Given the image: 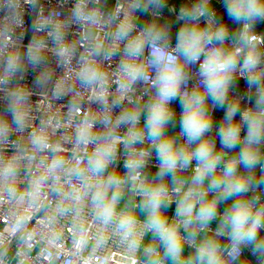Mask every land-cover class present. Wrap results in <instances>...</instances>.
Segmentation results:
<instances>
[{"label": "clouds", "instance_id": "obj_1", "mask_svg": "<svg viewBox=\"0 0 264 264\" xmlns=\"http://www.w3.org/2000/svg\"><path fill=\"white\" fill-rule=\"evenodd\" d=\"M23 3L35 9L39 0ZM6 5L10 14L0 30V93L6 100L0 113V203L14 211L0 231V264H27L37 244L62 247L66 223L73 228L69 256L76 261L100 264V254L114 244L131 264H248L241 256L251 246L264 264V202L259 191L264 185V33L256 31L257 22L264 21V0H224L229 18L239 25L231 35L217 20L211 0L181 6L177 20L184 23L175 47L170 25L136 24L137 12L158 16L153 9L164 7V0H117L107 13L103 0H76L64 18L55 11L45 15L40 7L34 35L23 52V33L13 39L15 27H23L21 0ZM73 24L81 28L78 40L67 38ZM121 44L113 91L104 64H110ZM78 47L83 51L73 66ZM48 52L67 75L45 98L50 104L68 93L74 98L65 120L46 116L36 124L32 91L21 82L29 65L42 66L37 85L52 80ZM197 62L199 80L188 90L189 68ZM237 75L246 79L247 98L252 100L253 90L255 95L254 105L243 111L242 98L229 100ZM68 78L73 83L66 85ZM141 82L155 90L144 102L135 95ZM177 98L184 143L167 133L168 125L174 126L170 105ZM209 99L211 108H226L216 133L219 151L209 135ZM125 101L128 106L122 107ZM92 104L99 110L93 111ZM116 108L122 110L113 117ZM121 126H126L123 134ZM13 135L17 138L11 139ZM121 145L128 157L123 175L115 170ZM238 145L239 151L229 155ZM153 151L158 171L149 177L145 169ZM37 156L43 159L34 166ZM241 165L244 173L238 170ZM189 168L191 174L183 175ZM228 201L221 214L219 206ZM173 202L175 212L169 219L165 211ZM185 246L191 249L187 256ZM71 258L67 264H73Z\"/></svg>", "mask_w": 264, "mask_h": 264}, {"label": "built area", "instance_id": "obj_2", "mask_svg": "<svg viewBox=\"0 0 264 264\" xmlns=\"http://www.w3.org/2000/svg\"><path fill=\"white\" fill-rule=\"evenodd\" d=\"M166 0H164L165 2ZM8 0H0V30L3 29L6 21L4 20L6 15L10 14V10L7 7L6 3ZM188 5L195 3L196 0H184ZM76 3V0H39L38 8H37V13L35 20L37 19L39 8L43 7L44 9V14L47 15L51 11L59 12L61 14V18L67 17L70 15L72 8L74 7ZM117 3V0H103V5H104V11L107 13L109 11L114 10V7ZM211 3L214 5L212 10L216 13V17L218 16L219 11L224 10L227 11L224 7V0H211ZM175 9V11H170V9ZM180 7L173 5V4H165L164 7L159 8V9H153V11H158L159 15L155 16L152 14V11L150 12H137V20L136 24L138 27L144 26L146 24L152 23V22H158V21H163V22H176L179 24L183 25V21L177 20V15L179 13ZM34 8L24 4L23 0H21V14H22V19H23V27H15L14 29V36L13 39L16 37H19L21 33H23V40H22V48L21 51H25L27 45L31 41L34 32L33 28L30 33L29 39L27 40L28 34H29V29H30V22L32 18ZM218 20V17H217ZM201 26H203V18L201 20ZM81 31V28L73 24L71 28L68 30V39L69 40H78L79 37V32ZM102 35V33H101ZM231 35V31H230ZM3 38L0 37V40ZM170 43L172 47H175L177 43V37L170 36ZM52 42L49 40V47L51 48ZM122 49H123V44L120 45V51L114 55L112 61L110 62H105L104 66L106 70L110 74V80H109V87L114 91L115 89V83H116V75L114 73L119 60L122 55ZM82 48H77V52L73 58L72 64L73 66L77 65L78 62V57L80 52H82ZM148 49L145 50V54L147 55ZM203 57H201L202 62ZM197 62L195 65L190 66L189 68V74L191 76V79L188 82V90H191L194 85L199 80L198 76V69H199V63ZM47 63L49 68L53 70V76L52 80L48 82L46 86H39L36 84V79L40 75V72L42 71V66L33 68L32 66H28L26 69V72L24 74V80L21 82L25 86H27L31 91H32V96L30 97L31 103H32V115H33V123L38 124L39 119L46 117V116H52L54 119H60V120H65L66 119V112H67V105L70 103V101L74 98L73 93H68L62 97L60 100H55L51 104L49 103V100L45 98L44 93H48V95H51V90L55 85V82L59 78H64L66 77L67 73L65 72V69L63 67H60L57 65L56 62V57L53 53L48 52L47 53ZM153 76L155 75L154 71L151 73ZM73 81L68 78L65 79V84H71ZM78 87V86H77ZM147 89V91H145ZM184 89L182 88V91ZM154 89H151L149 86L144 85L142 82L138 83L136 85V96L137 97H143V101H146L148 98L149 94L154 93ZM254 92V90H253ZM249 93V87L246 82V79L243 77H240L237 75V78L235 80V83L232 87V89L229 92V100L232 99H240V104H241V111H243L246 108L252 107V100H249L247 98V94ZM210 105V110L212 113L213 117V130L211 133H217L218 131V125L215 123V115L218 107L211 108V100L209 99L208 101ZM180 104L179 98L173 100L171 102L170 107L173 109L175 116L174 119L179 120L181 118V113H182V107L180 106L179 108L176 107V105ZM6 105V100L4 98V94L0 93V113L1 110L5 107ZM127 102H124V105L122 107H127ZM84 107L88 108L89 105L87 102H84ZM93 111L99 110V105L92 104L90 106ZM122 110V108H116L113 110V117L119 114V112ZM240 118V117H239ZM144 116L141 117V124H143ZM69 131H70V126ZM98 130L100 126H97ZM121 134H123L126 131V126H121L120 130ZM180 129L176 131L175 136L178 137V142L179 143H184L185 139L184 137L179 136ZM246 135V126L242 127L241 130V138H243ZM16 135H13L11 139H16ZM60 139L59 136L53 137V140H58ZM70 147V145H66ZM229 151V150H226ZM236 149L231 150L229 153H235ZM262 151H264V148H262ZM8 155L11 154V149L8 150L6 153ZM127 155L125 153L123 145L120 146L118 150V155H117V165L115 166V170L120 174L123 175L125 172V169L123 167L125 160L127 159ZM43 159L42 156H37L35 161H34V166L35 164H38L39 161ZM159 160L157 159V154L155 151L152 152L151 157L148 161V166L145 169L148 170L150 168H158ZM196 165V161H192V167L194 168ZM111 170V169H110ZM189 172L192 171V168H189ZM259 191L262 194V202H264V188H259ZM175 203V202H173ZM14 209L11 208L10 205L7 203H0V231L3 230V220L7 217L10 218ZM222 214V213H221ZM86 227H89V232L94 233L95 229L86 225ZM215 229V228H213ZM62 231L64 233V239L62 242V247L60 248H48L44 249L42 245L37 244L36 248L33 250L32 256L28 259L27 264H67L68 260L71 258L69 256V253L72 251V246H71V236H72V225L70 223H66L62 226ZM245 251H247L249 254H251L257 264H259L258 258L256 255H253L251 246L245 247L242 252L241 258L244 256ZM73 264H96L95 260H88V261H76L74 258H71ZM239 261L236 262V264ZM100 264H131V259L124 253L123 249L117 247L116 245H111L109 248L105 249L101 254H100Z\"/></svg>", "mask_w": 264, "mask_h": 264}, {"label": "crops", "instance_id": "obj_3", "mask_svg": "<svg viewBox=\"0 0 264 264\" xmlns=\"http://www.w3.org/2000/svg\"><path fill=\"white\" fill-rule=\"evenodd\" d=\"M164 3L165 4H173V5H176L178 7L188 5L186 2H184V0H166ZM211 7L212 8L214 7V5L212 3H211ZM217 17H218V21L219 22L224 23V24H226L228 26L229 30L231 31V34L233 32H235L237 30V28L239 27V25H237L234 21H232L229 18L227 11H224V10L219 11ZM156 23L161 24V25H164V24L170 25L169 35L170 36H173V37H177V33L179 32L180 28L182 27V24H179V23H176V22H163V21H158ZM256 31L259 32V33H264V21H258L257 22V24H256ZM252 99H253V102H252V106H253L254 105V102H255L254 92H253V98ZM180 106H181V104L176 105V107H178V108ZM225 110H226V108H221V107H218L217 108L216 115H215V120L214 121L218 125V127H219V125L221 124V122H222V120L224 118ZM240 110H241V104H240ZM235 120L236 121H239V113H237V116L235 117ZM178 129H180V121L174 119V126H173V124H169L168 127H167V133L169 135H175V133H176V131H178ZM209 135L213 139H215L217 151L221 150V143H220L219 136L217 134H215V133H209ZM239 147L240 146L238 145L237 148H236L235 153L239 151ZM232 154L233 153H229V155H232ZM241 169H242L241 173H244L246 171L243 168V166H242ZM157 171H158V168H150V169L146 170V173L148 174L149 177H151ZM190 174H191V172H189V171L183 173V175H185V176H188ZM255 175H256V179L257 180L260 179L261 173H260L259 167H257V169L255 170ZM166 183H168L169 184V187H171V178L170 177L166 178ZM260 188H264V185H261ZM249 195H251V193H249ZM137 201L139 202V198H137ZM230 203H231V201L222 203L219 206V212L222 213L223 212V209L225 207H227ZM175 207H176V204L173 203L170 207H168L166 209L165 215H167L169 217V219H171L172 216L174 215ZM218 222H219L218 219L216 221H213L211 227L212 228H215L217 226ZM261 236H264V230L261 231ZM221 242L222 243H227V241L224 238H221ZM190 252H191V249H189L187 246H185V256H187ZM241 260H246L248 262V264H257L255 258L251 254H249L247 251H245V254L241 258ZM237 264H240V261Z\"/></svg>", "mask_w": 264, "mask_h": 264}, {"label": "water", "instance_id": "obj_4", "mask_svg": "<svg viewBox=\"0 0 264 264\" xmlns=\"http://www.w3.org/2000/svg\"><path fill=\"white\" fill-rule=\"evenodd\" d=\"M37 8H38V6L34 9L33 14H32V18H31V22H30V29H29V34H28L27 40L29 39L30 33L32 31V28H33V23L35 21V17H36V13H37ZM5 107H6V105H5ZM5 107L1 110V113H3ZM241 168H242V166H239V169L238 170L240 172L242 171Z\"/></svg>", "mask_w": 264, "mask_h": 264}]
</instances>
